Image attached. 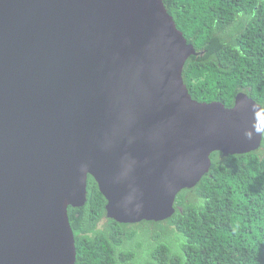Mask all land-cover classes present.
Listing matches in <instances>:
<instances>
[{
    "label": "water",
    "instance_id": "obj_1",
    "mask_svg": "<svg viewBox=\"0 0 264 264\" xmlns=\"http://www.w3.org/2000/svg\"><path fill=\"white\" fill-rule=\"evenodd\" d=\"M163 0H0V264H75L87 177L120 224L161 222L210 156L260 148L264 110L192 99Z\"/></svg>",
    "mask_w": 264,
    "mask_h": 264
},
{
    "label": "trees",
    "instance_id": "obj_2",
    "mask_svg": "<svg viewBox=\"0 0 264 264\" xmlns=\"http://www.w3.org/2000/svg\"><path fill=\"white\" fill-rule=\"evenodd\" d=\"M197 56L183 68L192 99L231 108L246 94L264 110V0H163ZM161 222L120 224L87 177L83 207H68L75 264H264V137L258 150L210 156Z\"/></svg>",
    "mask_w": 264,
    "mask_h": 264
},
{
    "label": "clouds",
    "instance_id": "obj_3",
    "mask_svg": "<svg viewBox=\"0 0 264 264\" xmlns=\"http://www.w3.org/2000/svg\"><path fill=\"white\" fill-rule=\"evenodd\" d=\"M264 137V136H263Z\"/></svg>",
    "mask_w": 264,
    "mask_h": 264
}]
</instances>
